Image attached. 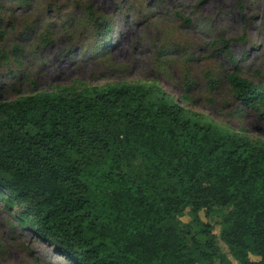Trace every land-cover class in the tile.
I'll return each mask as SVG.
<instances>
[{"label":"trees","instance_id":"obj_1","mask_svg":"<svg viewBox=\"0 0 264 264\" xmlns=\"http://www.w3.org/2000/svg\"><path fill=\"white\" fill-rule=\"evenodd\" d=\"M227 80L264 124L261 86L238 70ZM0 199L24 207L19 224L71 264H235L199 219L217 208L236 264H264V140L203 118L156 84L1 100ZM185 206L204 241L179 218Z\"/></svg>","mask_w":264,"mask_h":264},{"label":"rangeland","instance_id":"obj_2","mask_svg":"<svg viewBox=\"0 0 264 264\" xmlns=\"http://www.w3.org/2000/svg\"><path fill=\"white\" fill-rule=\"evenodd\" d=\"M236 70L264 92V0H0V101L65 87L156 84L203 118L264 140L257 112L233 97L227 74ZM141 162L130 164L132 174ZM23 208L0 199V264H71L19 224ZM218 209L199 219L236 264ZM179 218L190 238L206 239L189 206Z\"/></svg>","mask_w":264,"mask_h":264},{"label":"bare ground","instance_id":"obj_3","mask_svg":"<svg viewBox=\"0 0 264 264\" xmlns=\"http://www.w3.org/2000/svg\"><path fill=\"white\" fill-rule=\"evenodd\" d=\"M258 2H256V4H257Z\"/></svg>","mask_w":264,"mask_h":264}]
</instances>
